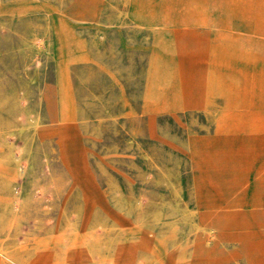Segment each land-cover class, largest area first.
Listing matches in <instances>:
<instances>
[{"label": "rangeland", "instance_id": "obj_1", "mask_svg": "<svg viewBox=\"0 0 264 264\" xmlns=\"http://www.w3.org/2000/svg\"><path fill=\"white\" fill-rule=\"evenodd\" d=\"M198 37L264 57V0H0V264H264V59L190 55V107ZM66 89L84 150L57 145Z\"/></svg>", "mask_w": 264, "mask_h": 264}, {"label": "crops", "instance_id": "obj_2", "mask_svg": "<svg viewBox=\"0 0 264 264\" xmlns=\"http://www.w3.org/2000/svg\"><path fill=\"white\" fill-rule=\"evenodd\" d=\"M144 24V23H141ZM146 25L150 26L152 28V26L150 25V23H146ZM163 25L161 24V27ZM67 31V37L69 35V31L66 29ZM192 41H197L199 43V45L190 47L188 49H184V45L187 43H190ZM211 45H227V46H231L233 47L231 44L218 39L216 40V42H212L209 40H205V39H200V37L198 38H183L180 39L176 42H174V47L175 50L179 53L180 58H179V73L181 76V81H182V87H183V99L185 101V103L190 106V107H197V108H203L201 106H193L192 102H191V89H190V85L187 83L186 81V77H185V73H186V58L190 57V55L194 54V53H204L201 52L200 50H202L203 48H206L208 46ZM80 46L76 47L79 48ZM81 48V47H80ZM246 52H250V53H255L256 55H258L259 57H261L262 59H264L263 56H261L259 53L255 52V51H250V50H246ZM215 55L219 54L220 56H218L220 59H223V72L225 74H227L228 71H230L229 68H231V62H230V67H227V60L231 59L230 57L227 56L228 53L226 52H214ZM205 54L209 55V52H205ZM204 57H212V56H204ZM66 66V63L64 64ZM63 65V67L65 68V66ZM65 74V73H64ZM66 78V77H65ZM62 109L64 110V112H62V114H60L59 117V127L57 130L54 131V133H56L57 135V145L59 146L58 148H60L61 150H84L83 148V143H82V133L80 131V123L78 122V117L77 115L72 114L71 108H73L74 106V102L72 99V96L69 92L68 89L65 90V93L63 94L62 97ZM64 107V108H63ZM234 117L233 116H229V115H224L223 119L220 121V131L222 132H227L231 135L233 134V128H234ZM236 123V122H235ZM247 127V125L245 126ZM248 133H245L247 135H250L249 131H245ZM251 136L256 137L253 133ZM53 136L50 135L49 137V141L53 142ZM53 150H56V148H54ZM262 155V159L258 162V167L257 168H262L264 170V153H260L257 158ZM256 158V160H257ZM255 160V162H256ZM254 162V164H255ZM227 175L225 174L224 177H226ZM252 179L249 178L246 186L244 188V193L246 192V190L248 189L249 185H251L253 183V181H251ZM221 183L222 186L226 187L227 186V182L221 178ZM237 195V191L234 193H228V198H232L235 197ZM245 195V194H244ZM245 204V203H244ZM245 205H244V210L247 212L248 215H252L254 216V214L257 212V210L254 208L252 210H246L245 209ZM264 208V205H263Z\"/></svg>", "mask_w": 264, "mask_h": 264}, {"label": "bare ground", "instance_id": "obj_3", "mask_svg": "<svg viewBox=\"0 0 264 264\" xmlns=\"http://www.w3.org/2000/svg\"><path fill=\"white\" fill-rule=\"evenodd\" d=\"M150 25L152 26L153 29L156 30V28H161V24L160 23H150ZM60 35H61V40H62V46H61V56L62 58L64 59V63L65 64V56L67 55V31H66V26H61V30H60ZM229 44H231L233 47L235 48H241V49H244V50H250L248 47H244L242 46V41L241 40H238V39H235V40H228V39H221ZM41 41V40H40ZM43 41V40H42ZM196 45H199V43L197 41H192L190 43H187L184 45V49H188L190 47H193V46H196ZM42 46V45H41ZM40 47V46H39ZM42 48V47H41ZM40 52V49L38 50ZM253 51V50H251ZM256 52V51H255ZM258 53V52H257ZM262 56V55H261ZM39 62V61H38ZM65 66V65H64ZM262 155H260L259 157H261ZM252 181V180H251ZM207 229V228H206ZM85 238V237H84ZM89 242V241H88ZM85 246V245H84ZM86 247V246H85ZM162 248V247H161ZM1 250V249H0ZM6 253V252H5ZM135 255V254H134ZM125 259V257H124Z\"/></svg>", "mask_w": 264, "mask_h": 264}]
</instances>
